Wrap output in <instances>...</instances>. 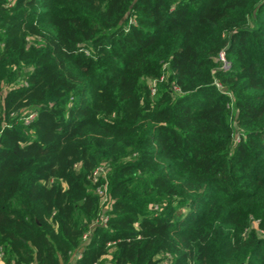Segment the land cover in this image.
<instances>
[{"label":"trees","instance_id":"obj_1","mask_svg":"<svg viewBox=\"0 0 264 264\" xmlns=\"http://www.w3.org/2000/svg\"><path fill=\"white\" fill-rule=\"evenodd\" d=\"M0 264H264V0H0Z\"/></svg>","mask_w":264,"mask_h":264},{"label":"built area","instance_id":"obj_2","mask_svg":"<svg viewBox=\"0 0 264 264\" xmlns=\"http://www.w3.org/2000/svg\"><path fill=\"white\" fill-rule=\"evenodd\" d=\"M220 58H221V60L224 62V67L227 68L228 65L226 64L224 53H221ZM36 115H37V112H35V111L30 112V113L27 115V117H26V121L29 122V121L33 120V119L36 117ZM100 170H102V169H100ZM104 197H105V199H106V196H105V195H104ZM106 221H107V217H104V218H103V222L105 223ZM86 237H87V234L85 235L84 238H86ZM81 255H82V253L79 252V253L77 254L76 258H77V259L80 258Z\"/></svg>","mask_w":264,"mask_h":264}]
</instances>
